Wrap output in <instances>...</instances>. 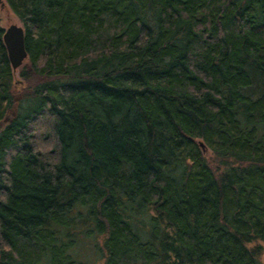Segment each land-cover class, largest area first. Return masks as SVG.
<instances>
[{
    "label": "trees",
    "instance_id": "1",
    "mask_svg": "<svg viewBox=\"0 0 264 264\" xmlns=\"http://www.w3.org/2000/svg\"><path fill=\"white\" fill-rule=\"evenodd\" d=\"M6 2L0 264H264V0Z\"/></svg>",
    "mask_w": 264,
    "mask_h": 264
},
{
    "label": "rangeland",
    "instance_id": "2",
    "mask_svg": "<svg viewBox=\"0 0 264 264\" xmlns=\"http://www.w3.org/2000/svg\"><path fill=\"white\" fill-rule=\"evenodd\" d=\"M0 21H1V26L4 29H7L8 27H10L13 24L22 26V22L20 20V18L14 13V11L11 9V7L8 5V3L6 2V0H0ZM27 62V60H25L24 64ZM23 64V65H24ZM23 65L16 70V80L18 81L17 84L15 85V91H16V95H21L23 89L25 86L28 85V83L26 81H24L20 76H19V71L20 69L23 67ZM35 81V80H33ZM3 127V123H0V129ZM206 156L210 162V164L212 165V167H214L217 171L219 169V171L224 167L223 162L217 158L211 150L207 149L205 151ZM257 243H252L250 244L251 246H254ZM262 249H263V253L261 255V259L264 261V244L262 245Z\"/></svg>",
    "mask_w": 264,
    "mask_h": 264
},
{
    "label": "water",
    "instance_id": "3",
    "mask_svg": "<svg viewBox=\"0 0 264 264\" xmlns=\"http://www.w3.org/2000/svg\"><path fill=\"white\" fill-rule=\"evenodd\" d=\"M4 43L7 48L9 60L14 71L18 70L28 58V51L25 44V29L22 26L13 24L4 32ZM203 150H206L204 142H201Z\"/></svg>",
    "mask_w": 264,
    "mask_h": 264
}]
</instances>
